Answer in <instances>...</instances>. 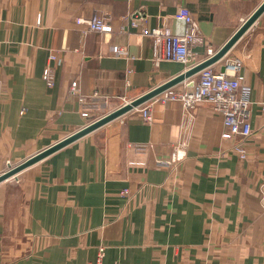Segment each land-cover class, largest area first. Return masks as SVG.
Masks as SVG:
<instances>
[{
  "label": "crops",
  "instance_id": "obj_1",
  "mask_svg": "<svg viewBox=\"0 0 264 264\" xmlns=\"http://www.w3.org/2000/svg\"><path fill=\"white\" fill-rule=\"evenodd\" d=\"M263 2L0 0V162L82 128L93 102L108 113L186 70L156 62L155 39L130 22L135 12L180 35L187 24L174 14L187 7L205 60ZM94 14L113 30L77 22ZM237 58L251 99L245 159L208 102L187 110L149 100L153 122L132 110L0 183V264H89L101 246L102 264H264V12L211 67ZM176 152L183 157L159 163Z\"/></svg>",
  "mask_w": 264,
  "mask_h": 264
},
{
  "label": "built area",
  "instance_id": "obj_2",
  "mask_svg": "<svg viewBox=\"0 0 264 264\" xmlns=\"http://www.w3.org/2000/svg\"><path fill=\"white\" fill-rule=\"evenodd\" d=\"M142 13L135 12L130 18V22L134 26H141L143 34L150 35L155 39L153 57L156 62L171 59L184 64L188 70L203 61L199 59L193 46L197 42H202L204 36L197 20L187 7H181L174 14L175 18L183 20L187 24L184 33L180 35L174 33L167 25L146 26L147 19ZM77 22L86 24L88 30L95 32L106 33L113 30L110 17L105 15L94 14L87 18L79 17ZM215 52L213 47L209 45L207 58ZM224 66L225 71H217L211 66L205 67L197 74L196 78L186 79L151 100H158L163 103L179 101L187 110L195 108L202 102H208L223 118L225 130L222 136L233 140L234 152L241 159H245L247 157L245 139L252 134L250 91L242 73V61L240 59L228 60ZM43 78L49 86L54 84L55 72L50 66L44 69ZM70 91L72 94L77 92L76 81L72 82ZM93 95L98 98L101 94L99 91H95ZM130 100L125 99L121 105L130 102ZM148 102L135 108V110H139L145 123L154 121L151 105ZM91 105L97 107L98 102H93ZM141 148L142 146H138V149ZM181 157L183 155L176 152L172 159L162 160L159 163L167 165L181 159ZM123 192L126 194L128 190ZM104 255L105 247L101 246L96 262L89 264H102Z\"/></svg>",
  "mask_w": 264,
  "mask_h": 264
},
{
  "label": "water",
  "instance_id": "obj_3",
  "mask_svg": "<svg viewBox=\"0 0 264 264\" xmlns=\"http://www.w3.org/2000/svg\"><path fill=\"white\" fill-rule=\"evenodd\" d=\"M264 12V2L253 12V14L243 22L235 34L212 56L201 61L196 66L185 70L184 72L174 76L173 78L163 82L162 84L156 86L155 88L133 98L130 102L120 105L116 109L108 112L107 114L93 119L91 122L83 126L82 128L76 130L75 132L69 134L63 139L51 144L50 146L36 152L35 154L29 156L25 160L15 165L8 163V168L0 173V183L15 177L22 170L28 168L29 166L43 160L54 152L62 149L63 147L71 144L72 142L86 136L87 134L99 129L100 127L108 124L109 122L125 115L126 113L132 111L133 109L141 106L142 104L153 99L160 93L166 91L167 89L176 86L177 84L189 79L196 74H198L205 67L211 66L220 60H222L233 45L244 35V33L254 24L258 17ZM221 71H225V66L221 68Z\"/></svg>",
  "mask_w": 264,
  "mask_h": 264
},
{
  "label": "rangeland",
  "instance_id": "obj_4",
  "mask_svg": "<svg viewBox=\"0 0 264 264\" xmlns=\"http://www.w3.org/2000/svg\"><path fill=\"white\" fill-rule=\"evenodd\" d=\"M130 100V98H123L122 102H125L124 100ZM147 103V102H146ZM145 104V103H144ZM142 104V105H144ZM106 106H108L107 104H99L92 112V118L95 119L97 117H101L102 115H104L105 113H107V109ZM135 110V109H133ZM120 118V117H119ZM119 118L115 119L118 120ZM113 122V121H112ZM27 157V152L26 151H20L19 153H14L13 156L10 158V162L11 164L15 165L17 163H20L21 161L25 160ZM8 168L7 165V161L5 160V162H0V173H2L4 170H6ZM15 177H11L10 179L7 180H14ZM6 182V181H4Z\"/></svg>",
  "mask_w": 264,
  "mask_h": 264
}]
</instances>
